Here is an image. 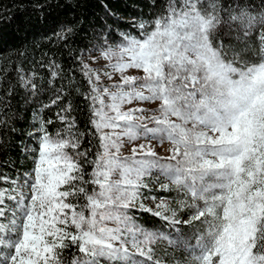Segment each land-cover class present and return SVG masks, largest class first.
I'll return each instance as SVG.
<instances>
[{"label": "snow or ice", "instance_id": "1", "mask_svg": "<svg viewBox=\"0 0 264 264\" xmlns=\"http://www.w3.org/2000/svg\"><path fill=\"white\" fill-rule=\"evenodd\" d=\"M226 3L211 2L209 11L201 0H169L154 20L134 24L138 35L121 33L115 50L104 48L101 56L120 80L109 88L98 84V74L89 78L85 99L100 150L89 160L90 150H79L84 133H72L74 121L66 116L59 117L66 135L53 136L40 124L32 172L0 188V264H141L140 258L162 264L151 247L158 240L191 248L194 264H264V0L259 9L253 0ZM223 26L238 41L259 26V61L239 59L220 35ZM56 35L66 38L64 29ZM130 69L143 76L125 75ZM133 101H159V115L123 110ZM125 137L167 140L171 155L159 157L151 144H140L121 157ZM153 170L169 181L162 190L174 185L191 197L178 208L163 199L155 210L139 205L177 230L173 239L171 231L146 230L128 214ZM81 197L84 203L72 202ZM187 209L189 219H179ZM196 221L206 228L190 245L178 226ZM73 247L78 253L66 259Z\"/></svg>", "mask_w": 264, "mask_h": 264}, {"label": "trees", "instance_id": "2", "mask_svg": "<svg viewBox=\"0 0 264 264\" xmlns=\"http://www.w3.org/2000/svg\"><path fill=\"white\" fill-rule=\"evenodd\" d=\"M180 1L175 0L176 3ZM168 2L0 0V119L7 121L6 126L0 125V188L10 189L12 181L30 168L33 153L25 149L33 143L31 135L42 122L51 135L69 132L60 116H66L69 122L74 121L72 133H84L79 150L89 149L88 159H95L100 141L90 123L91 101L85 99L91 85L84 72L83 54L95 45L118 43L121 33L138 35L140 29L134 24L154 20L166 10ZM211 2L227 7L226 0H201L209 11ZM253 3L259 9L261 0H253ZM69 28L70 33L67 32ZM62 29L65 30V39L56 35ZM260 31L261 28L256 26L249 37L238 41L234 38L235 32L229 35L227 26H223L220 35L226 45L235 46L239 59L258 62ZM86 170L90 173L92 165H86ZM91 187L89 185V190ZM157 192L162 196L168 195L166 191ZM72 202L85 201L81 197L79 201ZM130 212L133 221L143 227L160 228L167 233L171 231L174 236L178 234L177 230H170L164 221L141 211L137 205ZM178 227L179 233L184 235L188 224ZM188 243L193 245V240ZM169 250L177 264H188L187 255L193 251L175 245ZM74 253H78L74 247L65 250V258L70 259ZM156 258L162 264H168L166 256Z\"/></svg>", "mask_w": 264, "mask_h": 264}, {"label": "rangeland", "instance_id": "3", "mask_svg": "<svg viewBox=\"0 0 264 264\" xmlns=\"http://www.w3.org/2000/svg\"><path fill=\"white\" fill-rule=\"evenodd\" d=\"M182 2H183V0L180 1V3H182ZM118 43L111 44V43L106 42L105 44H99V45L92 46L91 48H89L88 50H86L84 52L83 57H82V63H83V65L87 64L88 67L92 70V73L90 75H86L88 79L90 78V76H91V78L94 79V75L98 74L100 76V81L98 82V84L100 86L109 87V88H111L113 83L119 82V80H120L119 74L113 73V70L111 69V67L108 66L110 62L108 60H105L101 56V52L104 50V48L111 46L113 48V50H115V45ZM84 72H86V69H84ZM106 72L112 74L111 80L108 79V77L105 75ZM125 75H132V76L140 77V76H143V73L140 70L130 69L125 73ZM112 90H115V89H112ZM145 94H147V92H145ZM129 108H143L145 110L144 111L145 116H151L153 114L159 115V113L156 111L159 108V101H133L131 104L123 105V110L126 111ZM172 119H175V118L173 117ZM137 122H139V121H137ZM146 123H147L148 127L154 126V123H148V122H146ZM190 126L191 125H189V127ZM37 130L38 129H35L33 131L34 133H32V135H31V139H32L33 143L28 144L26 147L27 151L29 153H33L31 166L28 170L20 173L17 176L16 181L22 182V178L26 174L31 173L34 166H35L34 162L38 156V147H39L38 137L40 135ZM53 136H55V135H53ZM140 144H145V145L151 144V146L153 147L157 156H159V157L167 158L168 156L171 155V153L169 151V149L171 148V144L167 140H165V142L163 144H160L158 141H155V140L149 141V140H146L143 138L137 139L134 141H129L125 137L123 139V146L121 147V150H120L121 157L131 156L133 147H137ZM99 150H100V148H99ZM69 151H71V149H69ZM113 179L114 180L119 179L118 173L113 176ZM143 183L146 184L147 187H142L140 189V198L136 202V205L138 207H139L140 203H143L145 205V207L152 208L153 210H155L156 205L159 204L162 199L166 200L168 202V206L171 208H178L181 201H185L186 203H191V197L185 196L184 192L181 191L179 188H177L174 185H169L170 190L166 191V192H168L167 196H162L160 193L157 192V191H164L165 192V190H162L161 185L169 184V181L166 179L165 176L160 174L159 170H153L151 175L145 176L143 178ZM128 214L131 216L130 210H129ZM191 214H192V209H187L184 211H178V218L181 220H187V219H189ZM134 223L137 224L136 222H134ZM109 226H114V225L110 223ZM141 227H143V226H141ZM144 228L146 230H150V231H157V232L163 231L165 234H168L167 232H165V230L160 229V228H146V227H144ZM205 228H206V226L201 224L200 222H198V221L193 222L190 225L188 224V227L184 233V236L187 238V241L192 239L193 245H195L196 244V237L199 236L201 231ZM173 238H175L174 235L169 236V239H173ZM172 246H174V245H170L167 240H158L155 244L151 245V247L154 250L153 251L154 257L166 256V258L168 260L167 261L168 264H171V263L177 264L176 259H173L174 255L169 250V248H171ZM130 251H134V250L130 249ZM4 254L5 255L7 254V250H5ZM195 254L196 253L194 251H191V250L189 251V253L187 255L188 259H186L187 260L186 262H188V264H194L193 257ZM140 259H141V264H143V259L142 258H140ZM102 264H106V262L102 261ZM182 264H187V263L183 262Z\"/></svg>", "mask_w": 264, "mask_h": 264}]
</instances>
